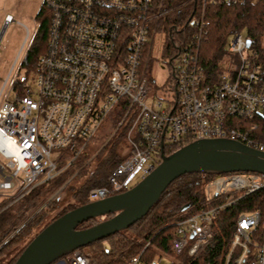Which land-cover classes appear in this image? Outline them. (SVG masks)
Returning a JSON list of instances; mask_svg holds the SVG:
<instances>
[{
	"label": "built area",
	"instance_id": "obj_1",
	"mask_svg": "<svg viewBox=\"0 0 264 264\" xmlns=\"http://www.w3.org/2000/svg\"><path fill=\"white\" fill-rule=\"evenodd\" d=\"M237 1L185 0L192 4L183 27L189 32H175L161 24L170 9L164 0H40L49 15L45 51L32 68L12 78L16 57L0 89L1 94L9 84L0 103V140L14 150L0 147L8 159L7 172L0 166V199L15 201L71 166L111 111H121L111 135L124 126L127 146L107 184L89 190L90 201L131 188L158 165L161 150L169 154L197 139L227 138L264 151L256 136L258 121L264 120V88L260 65L248 56L254 52H248L247 38L236 32L227 42V51L238 56L236 64L223 62L207 75L200 61L207 4ZM11 21L7 14L4 28ZM158 32L166 45L172 37L177 43L169 58L172 100L162 91L152 93L148 62ZM262 189L264 173L253 171L207 180L205 207L175 223L171 253L194 254L212 238L218 212ZM148 244L125 264H159L162 255L143 258ZM96 252L76 248L48 264H90ZM224 264H264V221L258 211L237 216Z\"/></svg>",
	"mask_w": 264,
	"mask_h": 264
},
{
	"label": "trees",
	"instance_id": "obj_2",
	"mask_svg": "<svg viewBox=\"0 0 264 264\" xmlns=\"http://www.w3.org/2000/svg\"><path fill=\"white\" fill-rule=\"evenodd\" d=\"M184 1L164 0L165 9H170L165 13V20L161 22L163 26L172 25L175 27V32H179V29L189 32V29L183 27L192 12V4H185ZM37 16L41 19L40 27L34 37L36 43L26 55L25 64L28 68L34 66L37 57L45 51L46 47L48 10L41 6ZM205 17L209 21L208 32L199 48L200 61L205 68V73L215 74L219 64L227 60L236 64L238 56L228 52L226 45L229 37L234 33L245 31V37L251 42L248 52H254L253 54L248 53V56L260 65L259 87L264 88V0H238L234 4L208 3ZM169 41L166 52L171 57L177 43L173 37ZM108 116H111V120L117 124L121 111H111ZM258 122L260 128L256 136L264 141V120ZM124 130L125 127H121L117 140L124 137ZM106 145L107 143L95 156L93 166L86 162L88 156L86 152H83L78 156L79 161H77L78 158L75 159L71 166L53 178L36 185L17 200L11 201L9 197L0 199L1 244L69 177L73 169H80L76 176H85L78 187L69 189L72 201L66 203L56 214L46 220L48 210L53 208L49 202L0 247V264L5 260L3 264H13L32 237L45 225L64 212L90 202L88 192L92 187L107 184L108 173L124 156L112 147L106 148ZM221 173L225 172L192 171L176 176L165 186L156 201L140 218L124 228L114 230L77 248L89 245L97 247L96 255L90 264H125L129 258L142 250L146 242L149 244L142 252L143 258L146 259L165 254L171 258L168 264H224L237 216L245 212L258 211L261 221H264V189L242 196L218 212L212 222V238L194 254H188L187 249L179 254H172L170 249L175 223L205 207V182ZM111 215L90 218L78 224L77 228L94 225ZM36 225L38 229H35L33 235L29 236ZM256 234H261L260 227L257 228ZM18 245L20 246L16 248ZM7 254L11 255L10 258L6 257ZM252 257L253 254L250 258Z\"/></svg>",
	"mask_w": 264,
	"mask_h": 264
},
{
	"label": "water",
	"instance_id": "obj_3",
	"mask_svg": "<svg viewBox=\"0 0 264 264\" xmlns=\"http://www.w3.org/2000/svg\"><path fill=\"white\" fill-rule=\"evenodd\" d=\"M250 44V40L246 39V47H249ZM192 171L215 173L253 171L264 173V151L227 138L197 139L169 154H164L161 150L160 162L146 177L123 192L78 205L59 215L32 237L13 264H48L55 259L50 258V255L71 241H77V243L61 252L59 256L66 255L93 239L126 227L149 209L172 179ZM139 202L144 203L141 210L134 213L126 224L119 226V222L124 217H130L128 213L133 212V206ZM45 204L16 228L11 236L22 228ZM107 214L112 215L94 225L77 228L81 222ZM11 236L2 242L0 247Z\"/></svg>",
	"mask_w": 264,
	"mask_h": 264
},
{
	"label": "rangeland",
	"instance_id": "obj_4",
	"mask_svg": "<svg viewBox=\"0 0 264 264\" xmlns=\"http://www.w3.org/2000/svg\"><path fill=\"white\" fill-rule=\"evenodd\" d=\"M40 7H41L40 0H0V89L2 87L3 80L5 79L6 74L16 57L18 60L12 72V78H15V76L19 72L20 73L26 72L27 69H30L25 64V59L28 50L32 47L34 43H36L34 37L37 34L40 27V18L39 17L37 18V12L40 10ZM7 14L12 16L13 21L8 23V25L4 28L3 20ZM26 32L28 36L24 41ZM241 34L242 36H245V31H241ZM230 38L231 36L229 37V39ZM166 46L167 45L165 44V38L163 34L158 32L155 35L153 47L150 53V58L148 62V73L152 79L151 82L152 93L155 94L158 91H162L167 99L172 100L174 98L175 91L173 87V78L171 75V65L169 63L170 56L166 52ZM227 63H229V60H227ZM221 67H225V65H221ZM7 88L3 90V92L0 94V103L6 98L5 96L7 93ZM11 98H12V94L9 95L8 99ZM115 126L116 124L111 120V116H108L102 122L96 136L88 141L85 148V152L86 155L88 156L86 162H89L91 164L90 166L94 165L93 160L95 156L106 143H107L106 148L109 149L112 147L115 150H117L120 154L123 155L125 154V148L127 144L124 137L123 138L121 137L120 139L117 140L119 133H121V128L117 130L116 134L111 135L112 130L115 128ZM79 158L80 157H78L77 161L80 160ZM7 161L8 159L4 158L0 154V166L3 168L4 172H7V168H6ZM79 170L80 169H73L69 177L40 205L42 206L46 202V204L44 205L46 206L50 202V204H52L53 206L52 209L50 208L48 210V215L46 220H48L54 214H56L61 209V207L64 206L66 203L72 201L71 190L69 189L71 187L73 188L78 187L85 178V176L83 177L76 176ZM2 180H3V174L2 172H0V181ZM138 180L139 179H135L134 184ZM143 204H144L143 202L141 203L139 202L135 204L133 206V212L130 211L128 213L130 217L128 218L124 217L122 221L119 222L118 225L121 226L126 224L128 221H130L132 215L134 213L139 212L143 207ZM36 210H34V212ZM34 215L30 218V220L34 217ZM37 226L38 225H36L35 228L31 230L29 236L33 235V233L36 231L35 229H38ZM16 233H14L12 236L10 234L9 235L11 236L10 238H12ZM76 243L77 241H71L65 244L63 247L55 250L50 255V258H55V259L60 258L61 256H59V254L61 252L72 247ZM19 246L20 245H18L16 248H18ZM89 248L91 250H96V251L98 250L97 247L94 245H89ZM10 256L11 255L8 254L6 255L7 258H10ZM170 259L171 258L169 255L164 254L161 256L159 264H168Z\"/></svg>",
	"mask_w": 264,
	"mask_h": 264
},
{
	"label": "bare ground",
	"instance_id": "obj_5",
	"mask_svg": "<svg viewBox=\"0 0 264 264\" xmlns=\"http://www.w3.org/2000/svg\"><path fill=\"white\" fill-rule=\"evenodd\" d=\"M0 147H5L7 148L8 151L14 153V150L9 145H5L4 142H2L1 140H0Z\"/></svg>",
	"mask_w": 264,
	"mask_h": 264
},
{
	"label": "flooded vegetation",
	"instance_id": "obj_6",
	"mask_svg": "<svg viewBox=\"0 0 264 264\" xmlns=\"http://www.w3.org/2000/svg\"><path fill=\"white\" fill-rule=\"evenodd\" d=\"M37 18H38V16H37ZM40 21H41V19H40Z\"/></svg>",
	"mask_w": 264,
	"mask_h": 264
}]
</instances>
